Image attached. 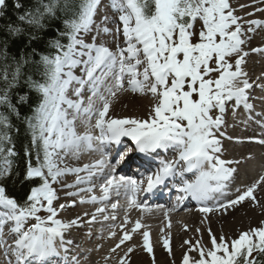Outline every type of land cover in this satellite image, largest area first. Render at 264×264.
I'll list each match as a JSON object with an SVG mask.
<instances>
[{"label":"snow or ice","instance_id":"1","mask_svg":"<svg viewBox=\"0 0 264 264\" xmlns=\"http://www.w3.org/2000/svg\"><path fill=\"white\" fill-rule=\"evenodd\" d=\"M99 3L100 0H64L63 4L61 0H37L35 8L17 16L18 23L6 25L10 35L22 36L30 45L39 44L41 36L37 32H47L45 21L57 19L58 11L65 16L64 30H56V35L46 41L44 51L38 52L33 47L30 53L21 51L19 58L13 56L10 64L0 65V81L5 85L0 89V105L6 104L17 117L20 113L9 99L10 90L19 83L26 65L31 64L34 74L39 76L33 79L29 75L26 81L38 95L31 115L24 117L29 144L23 149V168L15 174L13 158L18 153L12 143V125L8 116L0 113V247H3L7 264H68L66 256L75 241L66 239V233L83 226L84 221L80 216L69 220L58 218L59 212L74 207L77 201L72 199L57 206L54 202L60 197L55 184H60L61 189H75L65 191V198H69L91 193L96 187L94 178L101 179L103 183L99 188L103 195L87 199L81 196L79 203H102L109 199L110 190H114L118 196L123 193L126 197L128 209L144 211L149 194L166 188L170 177L191 172L194 179H184L173 187L183 193L177 197V205L188 196L201 205L199 211L205 216L202 225L208 223V214L226 211L246 198L257 203L253 193L264 181V175L235 199L225 202L216 199V194L223 193L225 182L235 171L228 167L231 161L220 157L222 147L217 133L224 135L219 130L224 124L228 102L234 99V107L242 103L246 109L253 107L248 103L246 91L253 85L243 68L248 55L244 45L248 33L254 31L253 26L264 25V20H243L236 15L237 9L230 0H111L113 10L119 13L116 35L123 37L113 50L102 42L97 43L95 36L87 43L81 35L91 31ZM7 7V0H0V15ZM23 7L20 0H15L16 10ZM244 7L239 4L241 10ZM254 11H264V8ZM197 20L201 22L199 29ZM103 31L110 32L106 27ZM64 40L67 43H63ZM251 51L264 53V48ZM37 56L39 59H34ZM76 68L81 75L75 74ZM126 76L132 92L152 95L147 118L110 115L117 93L128 90L124 87ZM85 90L90 93L86 103ZM28 99L27 95L19 97L21 103ZM213 110L219 112L215 117ZM79 117L87 118L83 121L86 124L83 133L76 130L75 121ZM93 128L99 130V135H93ZM124 137L130 138L135 152L152 156L158 155L159 150L174 149L176 159L160 161L155 172L142 174L140 180L127 175L117 177L116 165L125 167L135 163L132 148L123 155L119 153ZM94 141L99 148H94ZM113 144L116 155L109 158L104 146ZM82 149L99 150L100 158L79 167L64 162L68 155L78 156ZM69 174L75 179L71 183L62 181ZM21 178L24 183L32 184L24 193L23 203L7 195L5 187L6 181ZM118 206V202L112 203L111 209L115 211ZM176 207L164 211L169 228V211H175ZM42 211L47 215H39ZM107 211V208L97 207L91 214L84 215L91 224L98 216L107 221ZM29 219L35 223L25 227ZM111 219L114 221L116 217ZM129 222L126 209L124 224L119 226L122 235L117 239L115 230L108 234L116 242L104 257L105 264L130 241L131 232L142 227L138 219L130 232L125 227ZM9 224V232L15 236L12 245L5 244L3 238V230ZM184 227L189 230L187 225ZM201 231L199 227L196 229L197 233ZM141 234L143 246L151 254L150 233L143 230ZM170 235L169 232V238ZM207 235V242L203 236L194 244L191 240L184 241L188 251L183 253L180 264H264V220L235 237L223 233L217 236L210 226ZM169 238L162 237V240L163 247L171 254ZM133 247H128L119 257L118 264H127L126 257ZM61 249L64 257H61ZM191 252L196 255H190ZM76 262L77 257H72V264Z\"/></svg>","mask_w":264,"mask_h":264},{"label":"bare ground","instance_id":"2","mask_svg":"<svg viewBox=\"0 0 264 264\" xmlns=\"http://www.w3.org/2000/svg\"><path fill=\"white\" fill-rule=\"evenodd\" d=\"M230 3L234 8L237 9L236 15L243 17V20H264V11H254L255 8H264V3H260V0H255V2L254 0H231ZM239 4L245 5L243 10L239 8ZM109 5L111 4L109 3ZM110 11H114L112 6H110ZM245 13H253V15L248 16L245 15ZM107 16L108 14H106V17ZM113 16L115 18H118L115 15ZM109 18H107V21L109 20ZM104 21L105 19L103 17L99 18L96 27L98 28V25L103 23ZM244 27L246 30L248 26L245 24ZM253 28L254 31L252 33H248L247 42L244 45V50L248 52V55L245 58L246 62L243 65V68L245 73L247 74L246 78L253 85L251 89L246 90L249 97L248 103L252 104L253 106L256 105L255 109L260 111L257 114L258 116L256 117H261L260 119L264 120L263 97H256V95L254 94L256 92H261V94L264 95V77L258 75V72L260 71L259 64L251 61L252 57H259L262 52H252L250 49L253 46L264 48V25L260 27L253 26ZM95 29L90 31L89 33H86L84 37L90 39V41L92 42V38L95 36ZM108 34H111L112 38L107 39V45L115 50L116 44L122 42L123 37L122 35H116V29L108 32ZM74 72L77 76L81 75L79 68L74 69ZM125 78H127V76ZM125 89H128V85L125 87ZM86 96L88 98L89 95L86 94L85 90L83 93L85 103L87 100L85 99ZM152 103L153 97L151 94L132 92L130 89H128L127 91H121L117 93V98L110 107L109 113L113 117L136 116L143 119L147 118ZM234 106V99L231 102L227 103L224 113V124L219 130V132L224 133V135L219 136V133H217V136L221 139L222 151L220 153V157L223 160L231 161L232 163H230L228 167L235 170L232 176L225 182L226 187L230 182L239 177V172L244 173L245 175H247V177L238 181L233 194L217 199L220 202L235 199L236 195L246 190L247 187L255 183L261 175H264L263 166L258 167L254 163L246 165L247 160H251L252 158H257L260 160L264 159V153L262 155L251 154L250 158L245 157L249 153V148H252L254 146V142H251L247 139L245 141H242V137L237 136H251V134L248 133L239 134L238 131L242 124H247L245 126L249 127L248 124L250 118L248 111L243 106ZM218 114L219 112L217 110H213L212 115L214 117ZM86 119V117H79L76 119L75 125L77 123H80V127L76 126V130L78 133H83L86 130V124L83 122ZM94 122L95 119L93 118L92 123L94 124ZM81 126H83L84 128H81ZM91 131L99 132V130L94 128L91 129ZM176 153L177 152L174 149L159 150L158 155H143L139 158L133 157V159L135 160V166L138 167L139 165V168L147 171L159 157L167 161H172L175 159ZM100 155L101 152L97 150H86V152H79L78 156L75 157L72 155H68L64 162L69 166L79 167L85 163H91L94 160L99 159ZM261 163L262 165L264 164L263 162ZM126 167L128 169L131 168V166ZM122 168L123 167L118 166L115 173L117 177L123 175L121 174L123 173ZM132 169L130 171H132ZM81 175H84V173H81ZM74 179V175L69 174L66 177H63L62 181L71 183ZM93 183L96 185V187L91 193L83 192L80 196L69 198H65V191H75V189H61L60 184L54 185V187L57 188L58 195L60 197L58 202H54L57 204V206L60 203H66L68 200L74 199L77 201L74 207L59 212L58 218L62 220H69L75 216H80L84 221L83 226L79 228L74 227L69 230L68 233H66V239H73L75 241V244L73 245L87 246L89 248L88 252L79 253L76 255V263L89 258L95 264H105L104 257L108 255L109 249L116 242V240L110 238L108 234L109 232L115 230L117 233V239L120 235H122L119 226L121 224H124L126 209L130 222L125 225V227L131 232L133 222L136 219H139L141 221L142 227L136 232H131L130 241H126L125 244L121 246V249H118L117 253H114L112 258L107 261V264H118L119 257L122 256L125 251H127L128 247L133 246V251L128 254V257H126L127 264H173V261H175V264H177L182 260L183 253L185 251H188V245H185L184 241L191 240L194 244L201 238V236H203L204 241L207 242V228L209 226L217 236L223 233L225 236L235 237L239 234V232L248 230L250 227H256L260 221L264 220V181H262L257 186L256 190L253 193V195L257 198V203H254L250 198H246L245 201L233 205L226 211L221 210L219 212L208 214V223H205L203 225L201 224V221L205 219V216L199 211L201 205H198L196 207L183 206L179 210H176L174 213L169 212V220L171 221L170 228L165 223V210H158L154 208L150 203H148L147 209L144 211H141L138 208L128 209L126 197L123 195V193L118 196L114 190H110L109 199L102 203H79L81 196L87 199L92 195H95L97 197L103 195L99 188V184L103 183V180L94 178ZM81 187H87V185H82ZM117 201L119 206L115 211H113L111 209V204ZM97 207L107 208L108 211L105 213V215H108L109 217L115 216L116 219L114 221L111 219L108 222L109 219L105 221L102 216H98L96 222L91 224L88 223L89 217L85 216L84 213L87 212L91 214ZM107 223H109L108 227H106L105 225ZM113 225H115V228H113ZM185 225H187L189 230H185ZM160 226H162L163 228ZM198 227L202 229L201 233L196 232V229ZM161 229H163V232L161 231ZM90 230L91 234L87 242L85 241L83 243L84 232ZM143 230H147L150 233L149 243L153 250L151 254L148 253V251L143 246V238L141 234ZM169 232L171 234L170 238L168 237ZM5 233L8 234L3 236L4 243H9V239L14 235L10 234L9 230L5 231L4 228L3 234ZM162 237L170 239L171 254H169V251L163 247ZM9 245H12V243H9ZM3 254L4 251L2 247H0V255L3 256Z\"/></svg>","mask_w":264,"mask_h":264},{"label":"trees","instance_id":"3","mask_svg":"<svg viewBox=\"0 0 264 264\" xmlns=\"http://www.w3.org/2000/svg\"><path fill=\"white\" fill-rule=\"evenodd\" d=\"M20 2L24 5V7L16 10L14 8L15 0H7L8 7L3 9V15H0V65L6 63L10 64L13 56L19 58L21 51L26 50L30 53L33 47H36L38 52L44 51L47 48L46 41L56 35V30H64L63 19L65 16L62 11H58L57 19L45 21V23L48 24L47 32H37V35L41 36V42L39 44L33 43L30 45L27 40L23 39L22 36L10 35L7 31L6 25L9 22L18 23L17 16L29 8H35L37 0H20ZM45 2H47V0H45ZM63 2L64 0H61L62 4ZM23 26L27 27L26 25ZM63 43H67V40H64ZM34 59H39V57L37 56ZM29 75H31L33 79L39 78L38 74H34V69L31 64L24 67L23 75L20 78L19 83L11 89L9 93V99L19 110L20 116L17 117L14 113H11L6 104L0 105V113L8 116L12 125V143L15 145V150L18 153V155L13 158L14 174L23 168V149L29 144V133L24 126V117L31 115L32 107H34V101L38 95L32 91L26 83ZM4 87V83L0 81V89ZM24 95H27L29 99L28 101L21 103L19 97ZM17 129L19 131H17ZM32 158L34 162L35 153H33ZM31 186V183H24L23 178L19 180H8L5 183L6 194L11 197H15L18 202L23 203L24 193Z\"/></svg>","mask_w":264,"mask_h":264},{"label":"rangeland","instance_id":"4","mask_svg":"<svg viewBox=\"0 0 264 264\" xmlns=\"http://www.w3.org/2000/svg\"><path fill=\"white\" fill-rule=\"evenodd\" d=\"M196 22H199V23H201L199 20H197ZM81 35H83V33L81 34ZM214 66V65H213ZM32 222H30V224H31ZM257 226H259V224L257 225ZM190 255H196V253H194V252H191V253H189ZM177 264H180V263H177Z\"/></svg>","mask_w":264,"mask_h":264}]
</instances>
